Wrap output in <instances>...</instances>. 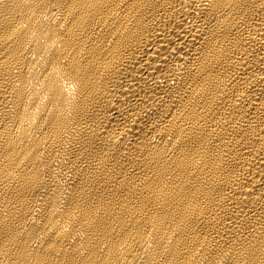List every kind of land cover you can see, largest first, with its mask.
<instances>
[{
  "label": "bare ground",
  "instance_id": "obj_1",
  "mask_svg": "<svg viewBox=\"0 0 264 264\" xmlns=\"http://www.w3.org/2000/svg\"><path fill=\"white\" fill-rule=\"evenodd\" d=\"M0 264H264V0H0Z\"/></svg>",
  "mask_w": 264,
  "mask_h": 264
}]
</instances>
